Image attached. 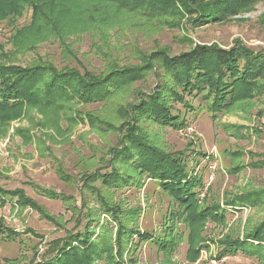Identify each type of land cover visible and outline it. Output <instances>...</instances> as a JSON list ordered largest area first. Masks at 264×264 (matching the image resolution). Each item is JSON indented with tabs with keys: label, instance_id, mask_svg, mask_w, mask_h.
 <instances>
[{
	"label": "rangeland",
	"instance_id": "1",
	"mask_svg": "<svg viewBox=\"0 0 264 264\" xmlns=\"http://www.w3.org/2000/svg\"><path fill=\"white\" fill-rule=\"evenodd\" d=\"M79 1L81 8L77 6V11L88 13L91 11L85 7L97 5L89 0ZM107 9L111 14L116 12L113 6ZM115 14L119 20L110 21L102 29L94 27L58 38L51 26L47 30H30L31 9L25 6L20 14L0 19V62L26 66L45 61L59 69L69 67L100 75L112 65L139 64L142 55L156 50L176 55L193 44L214 43L228 48L240 40L253 51L264 52V0H256L246 10L225 19L198 25L186 21L189 14L179 24L168 16L159 18L124 10ZM166 79L169 77L156 62L154 72L104 99L68 100L51 107L32 105L23 108L17 117L0 122V187L21 188L53 218L30 207H16L11 199L0 202V220L19 232L10 241L0 237V262L20 259L22 263L33 255L38 260L53 240L83 232L85 227L93 231L92 238L101 236L106 242L111 238L116 251L117 226L99 201L100 195L119 208L122 222L140 232L176 240L175 248L164 254L153 240L140 241L134 235L128 244L123 243L125 264H264L263 253L221 255L218 243L228 233L241 238L245 229L264 221V203L226 208L223 222L206 220L198 227L172 216L176 213L174 202L148 177L136 176L131 184L120 188H107L96 180L85 187L82 178L87 173H103L111 165L126 170L124 164L110 160L109 151L117 146L120 134L117 128L104 124L119 126L123 120L120 109L137 102L140 94H151ZM197 99H192L194 110L185 113V127L174 129L143 121L142 133L156 139L167 151L205 154L197 155V161H188L202 176L206 189L203 186L200 196L204 205H223L225 197L245 191L262 190L264 194V95L237 102L215 117ZM177 108L184 113L183 107ZM238 151L240 156L231 154ZM255 161L261 165L249 164ZM237 162L246 167L238 173L229 172ZM32 184L66 198H47ZM195 242L197 247L202 246L194 257ZM94 263L108 264L106 260Z\"/></svg>",
	"mask_w": 264,
	"mask_h": 264
},
{
	"label": "trees",
	"instance_id": "2",
	"mask_svg": "<svg viewBox=\"0 0 264 264\" xmlns=\"http://www.w3.org/2000/svg\"><path fill=\"white\" fill-rule=\"evenodd\" d=\"M89 1L97 5L85 7L91 11L86 13L76 10L77 6L81 8L79 0H0V19L11 14L18 15L25 6H29L33 27L30 30H47L51 26L53 35L62 38L66 33H78L94 27L102 29L112 20L117 22L119 16L115 13L121 10L159 18L168 16L175 19L176 24L189 14L186 21L198 25L225 19L226 16L246 10L256 0ZM108 6L115 7L116 12H107L110 11ZM140 61L136 65H112L100 75L69 67L59 69L45 61L26 66L0 62V122L17 117L23 108L32 105L51 107L68 100L91 102L104 99L124 85L141 79L144 74L154 72L155 63L159 62L169 79L151 94H140L137 102L125 104L120 109L123 120L119 126L103 123L112 129L117 128L120 134L117 146L109 151L110 160L121 166L124 164L126 170L111 165L109 171L87 173L82 178L85 187L88 188V183L96 180L107 188H120L131 184L136 176L148 177L174 202L176 213L171 212L172 216L198 227L206 220L223 222L226 208L239 209L264 203L263 191L257 190L225 197L223 205H204L200 196L204 186L202 176L190 167L188 161H197V155L205 154L202 151H191L190 154L167 151L156 139L142 133L141 126V122L148 121L160 127H185V113L194 110V98H198L200 105L215 117L237 102L254 95H264V52L253 51L240 40H235L228 48L214 43L193 44L189 50L176 55H170L164 49L156 50L149 55H142ZM178 105L184 108V113L178 110ZM231 154L240 156L242 153L238 151ZM249 164L261 165L256 161ZM245 167L244 163L237 162L228 171L238 173ZM32 186L47 198H66L51 189L35 184ZM8 199L14 200L16 207H30L53 219L21 188L0 187V202L4 204ZM98 199L105 206V211L110 212L117 226L114 240L116 251L113 250L111 238L107 242L101 236L92 238L90 235L93 231L85 227L83 232L69 233L65 238L53 240L38 260L33 255L22 263L20 259H3L0 264H95L94 260L125 264L123 243L128 244L134 235L140 241L153 240L164 254L175 248L176 240L138 231L133 225L122 222L117 206L111 205L100 195ZM18 235L19 232L6 227L0 220L1 238L10 241ZM218 243L221 255H235L238 252L246 255L264 254V221L245 229L241 238L228 233ZM197 246L198 243L192 249L193 256L199 253L202 245Z\"/></svg>",
	"mask_w": 264,
	"mask_h": 264
},
{
	"label": "built area",
	"instance_id": "3",
	"mask_svg": "<svg viewBox=\"0 0 264 264\" xmlns=\"http://www.w3.org/2000/svg\"><path fill=\"white\" fill-rule=\"evenodd\" d=\"M206 188H205V186H204V190H205Z\"/></svg>",
	"mask_w": 264,
	"mask_h": 264
}]
</instances>
